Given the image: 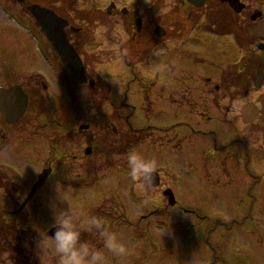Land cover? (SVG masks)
Here are the masks:
<instances>
[{
    "label": "rangeland",
    "instance_id": "1",
    "mask_svg": "<svg viewBox=\"0 0 264 264\" xmlns=\"http://www.w3.org/2000/svg\"><path fill=\"white\" fill-rule=\"evenodd\" d=\"M73 1L67 6L69 13L62 16L69 21L71 30H79L80 36L76 38L79 39L82 51L87 56L90 55L91 59H95L94 62L91 61L93 65L88 60H85V63L89 66L86 71L91 78L99 82L97 91L109 96L104 110L99 103L93 105L90 98L73 116L69 98L57 81L58 71L53 67L49 69L42 63L35 48V41L30 40L26 32L20 30L14 19L2 14L0 8V86L23 84L32 89L39 81L41 89V82L43 84L45 78L49 86L47 106L51 111L45 116V123L55 120V123L60 122L65 126L60 130L62 135L54 133L58 127L52 124L41 129L40 134L33 131L31 142L40 140L39 135L44 139L37 144L38 147L28 149L19 138H15L20 136V129L3 128L2 134H6V143L9 140L10 142L0 148V171L7 174L14 186L22 188L23 195V189L28 190L35 182L37 174L48 165L54 167L56 175L62 174L66 181L74 180L70 177L74 171L80 174V180H89L96 174L98 179L91 186L78 188L62 187L48 179L37 191L38 197L42 199L41 204L38 198L30 202L23 220L29 223L28 226H32L33 232L37 234L46 227L50 228L55 215L64 211L83 212L104 220L102 210L115 211V207H122L120 201L127 216L131 218L152 210L164 199L158 192L152 191L142 197L145 190L141 191L137 183L132 181L128 170L115 169L107 173L104 171L105 167L99 169L103 165L106 166V163L128 169L126 161L129 151H123V148H129L128 143L138 140L134 149L146 158L157 161V170L165 175H162L163 179L167 177L175 180L173 191L181 206L180 209L174 208L179 224L173 227L164 226L163 230L150 231L148 220L132 218L130 220L137 223L136 230L132 233L126 232L123 227L127 228L126 230L130 228L124 225L127 220L119 218V208L116 215L108 217V221H105L109 224V229L118 234L128 254L120 260H114L113 264L238 263L229 256L238 252V245L250 241L246 236L248 229L258 226L260 230L263 225L257 221L264 220V217L257 215L253 204L258 197L264 198V179L255 186L253 176L259 175L254 166L264 164V147L261 143L260 130L263 123L260 119L256 120V125L245 126L236 121V117H239L241 106L248 101L258 104V95L264 91V87L257 91L252 89L247 97L240 95L235 99L230 97L229 93L225 95L222 92L219 80L221 70L236 63L241 57L233 35L203 33L195 28L178 29L175 36L187 33L183 35L184 40L163 41L143 63L129 68L122 57L114 58L119 53L124 56L128 52L127 47L123 45L128 39V34L123 25L125 17L121 15V9L131 12L133 15L128 18L134 20L139 17L138 13L144 14L145 10L150 14L154 12L149 19L165 28L162 17H166L164 14L173 7L174 0ZM158 1L163 2L159 11L154 9L158 7ZM1 3L13 8L12 12L24 21L33 24L32 17L26 12L20 13L6 1ZM112 3L115 8L107 15L106 8ZM229 11L225 6L214 8V14L225 12L230 16ZM233 18L245 31L253 24L248 18L243 20L237 15ZM250 42V50L262 55L256 48L258 39H251ZM108 58L114 59L108 61ZM68 87L71 91L72 87ZM106 87L107 90L103 89ZM34 89L37 90V87ZM243 91L244 88H241L240 92ZM42 104H45L43 99ZM55 105L59 107L58 115L53 113V110L56 111ZM70 120L76 121L77 125H90L87 132L83 133L84 136L74 138L75 141L77 139V157L84 140H90L97 134L108 139L102 144H97L95 150L97 149L98 155H82L78 160L67 156L61 157L58 163H50L49 156L57 143L70 151L68 132L69 129H75H72ZM147 127L172 128L178 143L175 141L170 144L168 140L169 151L155 149L160 148V143L166 144V136L170 138L172 134L167 129L168 135H165L159 133L164 132V129L154 132ZM140 130V138L133 140L126 136L124 146L117 143L125 133ZM148 131L154 133L150 134ZM151 144L154 149H150ZM85 148L86 145L83 144L82 151ZM119 148H122L120 152ZM33 153L38 155L40 160ZM221 164L232 174L228 177L219 174L213 179V185H206L200 181L201 177L192 174L194 169H215ZM94 168L99 169V172L86 173ZM10 169L22 179L19 180ZM103 173H107L104 178ZM194 181L198 182L195 188L192 187ZM1 196L0 192V200ZM20 204L21 202H18L16 205L7 206L2 203L0 214L5 211L12 212ZM32 215L35 216L34 221L30 222ZM7 220L6 223H11L13 219L8 217ZM255 221L257 224H254ZM82 239L95 241L96 237L92 235L90 238L88 233H83ZM37 243L38 241H34L27 246L34 255L31 256L32 264L33 260H36L35 264H55L50 255L38 254ZM153 251H157L155 256ZM176 251H181L184 255L169 259Z\"/></svg>",
    "mask_w": 264,
    "mask_h": 264
},
{
    "label": "flooded vegetation",
    "instance_id": "2",
    "mask_svg": "<svg viewBox=\"0 0 264 264\" xmlns=\"http://www.w3.org/2000/svg\"><path fill=\"white\" fill-rule=\"evenodd\" d=\"M8 3L12 4L14 7L17 8V10L20 11V13H27V8L30 5L33 4H37L40 7H44L46 9L52 10L53 12H56L58 14H65V13H69V10L67 9L68 4H71V2L73 0H24L23 3L21 4H17L14 0H5ZM180 4L178 6V8H176L174 6V8L169 9V11L167 12L166 15H171L173 14V11H179L180 14L183 15H194V16H210V15H215L214 14V8H219V7H224V6H228L227 1L225 0H205L204 4H202V7L199 9H195L193 7H191L190 5H188L186 3V0H177ZM238 2H240L242 5H244L243 10L241 11V15L240 17L244 20V18H248L249 20L251 19V17L254 14H257L258 12H260L261 14L259 15V19L264 20V0H237ZM74 2V1H73ZM71 10V8H70ZM99 11V10H97ZM97 11H93L94 13H97ZM92 12V13H93ZM81 13H84V11H81ZM230 14L232 13L231 11L229 12ZM233 14V13H232ZM231 14V15H232ZM233 16V15H232ZM146 31L149 30L146 26ZM143 28V29H145ZM150 31V30H149ZM151 33V32H150ZM149 33V34H150ZM131 37V36H130ZM165 37L166 40H176L177 38H179V35L175 36V32L172 30V28H167L165 31ZM69 38H72V36L69 35ZM148 37H144L143 41H147L146 40ZM151 41L155 42L157 39L155 37H153V35L150 37ZM132 40V37H131ZM72 43H74L76 45V49L78 50V52L80 53L82 60L84 61V63L86 62L85 60H95V59H91L92 57L90 55L87 56L86 53H84L82 51L83 48H80L79 45V41H71ZM264 42V41H263ZM147 44H143L142 42L140 43H132L129 44L128 46V54L130 56H135V54H137L138 52H140L141 50H145L146 47L145 46ZM156 48V46H149L148 50H149V54L152 53V51H154V49ZM101 51V50H100ZM134 51H137V53H135ZM123 57V59L127 60V57H125V55L123 56V54L121 55ZM96 58L98 56H95ZM252 58L249 59V61H251ZM86 66V65H85ZM87 73V77L89 79H92L90 74L86 71ZM220 82H221V86H222V92L225 94L227 91V84L226 83V74H224V71L221 70L220 73V78H219ZM96 83V82H95ZM38 83H35L33 85L32 89H29L27 87H23L21 86V88L24 90V92L27 95V106H26V110L23 114V116L21 117V119L16 122L15 124H8L6 121L2 120L0 121V146L2 145V143H9L10 140L6 143V134L4 132V134H2V132L4 131L3 128L6 127V129L9 128L12 130H16V129H20V136L17 135V137L15 138H19L21 140L22 143H24V147L28 149L29 148H35L38 147L37 144L41 143L42 139V135H39V139L37 140V142H31V136H32V132L36 131L38 134L41 133V129L47 128L48 124H52L55 125L56 127H58V130H54V133H58V135H62V129L65 128V126L61 125L60 122H56L55 120L52 122H47L45 123V115L48 114V112H51L50 109L45 106L44 104L41 103V99L44 100L45 102V95H48V89L46 90H41L38 87ZM34 87H37V90L34 89ZM89 90V89H88ZM177 92V91H176ZM83 90L81 91H73V95L74 98H76L79 94H82ZM246 96L249 94L248 91L246 92ZM235 95H232V98H235L237 96V92H234ZM172 95V94H171ZM226 95V94H225ZM224 98V97H223ZM193 99V98H192ZM194 102V101H193ZM57 107V111L59 112V107ZM188 111V110H186ZM57 112V113H58ZM71 121V120H70ZM3 124V125H2ZM78 123L75 121H71V125H72V129H69V140L71 143V148L70 151L63 149L61 146H59V144L57 143L55 150L53 151V153H51V155L49 156V160L48 162L51 163V161L54 162H60V158L64 157L66 158L67 156L70 159L73 160H78L80 156H84V151H82L83 148V144L84 146L86 145V147L91 148V152L98 154L97 153V149L95 150V148L97 147V144H102L103 141L107 140L108 138H103L101 137V134H97L94 137H92L90 140H84V143L82 144V148H79V152L80 155L79 157H77V139L75 141V136H84L83 133L87 132V130L90 128V125H88L87 123L85 125H77ZM80 126H86L85 128H80ZM149 129L154 130V132H158L156 130H162L164 129V132H159V133H164L165 135H168L167 130H170V133L172 134L170 138H168V136H166V144L164 143H160L162 144L160 146V148H155L153 146V144H151V148L150 149H158L160 151H169L168 150V143L167 141L169 140L170 144L174 143L175 141L177 142V137H175V135L172 132V128H155V127H150ZM167 129V130H166ZM11 132H15L12 131ZM166 130V131H165ZM141 131V130H140ZM139 131V133H140ZM151 131H148V133H154ZM19 134V133H18ZM150 134L148 135L150 137ZM36 138V137H33ZM84 138V137H83ZM14 139V138H13ZM12 140V139H11ZM118 143H123L122 142H118ZM178 143V142H177ZM169 144V145H170ZM164 145V147H162ZM178 145V144H177ZM119 152L121 151V149L119 148L118 150ZM39 160V156L34 154ZM36 158V160H37ZM46 168H49L51 170V173L54 174V167L52 168V166L48 165L46 166ZM1 169V168H0ZM233 172V170H232ZM192 174L198 175L199 177H201V182H205L206 185H213L214 180L218 177V175L222 174L223 176H230L232 173L230 171H228V169L225 166L219 165V167L215 168V169H194ZM258 176H253L255 181H254V185L257 186L259 182H261L264 179V171L258 172ZM78 176V175H77ZM77 176L74 179V185H77ZM162 177V174L160 172V176H159V186L154 188V189H149V192L147 193V195H149L152 191H157L159 193L162 194V191H164V189H171L172 190V185H170L169 182L164 181V179H160ZM199 181V182H200ZM231 181H232V176H231ZM24 183H26V181H22ZM198 186V182L194 181L192 182V187L195 188ZM22 189V188H21ZM20 188L14 186L13 182H11L9 180V178L7 177V174H3L2 171H0V192H1V200H0V206L2 205V203L6 204L7 206H12V205H16L18 202H21L20 204V212L17 213L20 214V216L16 217L15 219H17V221H22L24 219L25 213H26V209H27V204L32 201L27 202L25 205L24 204V199L26 197V191L27 189H23L24 190V195H23V191ZM162 203V208L165 209V211H163L162 214L158 215L159 209H162L161 207L158 209H153L152 212L143 215L141 220H154V223H159L162 224V226H172L173 225H177L178 223V219H176V212L175 209L176 207H178L179 209L181 208L180 205H178L177 201L175 202L174 205L169 206L168 204H166V201L161 200ZM178 205V206H177ZM254 208L255 211L257 213V215H261L264 217V198L258 197L256 199V201L254 202ZM39 207V206H38ZM37 207V208H38ZM121 208L120 212L118 215H123L124 210L122 207L117 206L115 207V211H110L109 209H106V211L102 210V215L104 220L107 219L108 217H111L113 215H116L115 213H117V210ZM12 212L9 211H5L3 214H0V224H7L6 220H5V216L9 217L10 214ZM109 213V214H108ZM106 214V215H105ZM158 215V216H156ZM16 216V215H14ZM119 216V217H120ZM5 221V222H4ZM258 223L263 224L261 226V229L259 230L258 226L253 227L252 229H248L247 232L248 234H246L247 237H249L250 241H246L245 243H242L238 246L239 250H237L238 252L233 253L231 256V259H236L238 261V263H234V264H264V220H258ZM257 222L255 221L254 224H257ZM90 238L92 237L91 234ZM254 237H255V241H254ZM13 239V237L7 234H0V240L3 241V243H0V264H19L18 262L21 259V254L17 253L15 255H13L12 253V248H8L10 246V241ZM181 251H176L174 252L173 256L177 259L178 256H183L184 253H180ZM222 264H228V263H222Z\"/></svg>",
    "mask_w": 264,
    "mask_h": 264
},
{
    "label": "clouds",
    "instance_id": "3",
    "mask_svg": "<svg viewBox=\"0 0 264 264\" xmlns=\"http://www.w3.org/2000/svg\"><path fill=\"white\" fill-rule=\"evenodd\" d=\"M127 168L130 178L141 191L150 189L157 170V161L146 158L136 149L129 151ZM48 230L40 231L38 254L51 256L55 264H113L127 256V248L118 234L97 216L83 212L64 211L55 215ZM88 233L96 240L82 239Z\"/></svg>",
    "mask_w": 264,
    "mask_h": 264
},
{
    "label": "water",
    "instance_id": "4",
    "mask_svg": "<svg viewBox=\"0 0 264 264\" xmlns=\"http://www.w3.org/2000/svg\"><path fill=\"white\" fill-rule=\"evenodd\" d=\"M22 1V0H19ZM31 15L35 18L37 23L41 25L43 32L46 35L47 42L55 54V56L59 59L60 64L63 69L67 73L70 81L73 85L77 86L79 84L84 83L85 77L83 73V68L81 66V62L77 57L76 53L72 50V48L68 45L67 40H65V36L62 31V27L66 24L65 22L60 21L55 18L51 12L44 11L37 6H31L29 8ZM258 29L262 34L260 36H264V25L259 26ZM259 48H263L259 46ZM261 79V75H259V79L257 81L256 87L260 86L259 80ZM92 84L90 83V86ZM259 102L262 105V113L261 117L262 122L264 123V94L259 97ZM26 107V97L19 91L18 88H13L9 90L0 89V114L2 117L8 121L9 123L16 122L24 113ZM240 114L242 117L243 123H249L253 120V118L257 115L256 108L252 104H248L240 110ZM263 139L262 143H264V127H263ZM47 173L44 172L40 174L38 177L37 183L33 186L31 193L41 186L44 182ZM158 184L157 175L154 174L152 178V186H156ZM164 195L168 197V201L170 204L174 203V199L170 190L164 192ZM49 235L52 234L51 230L48 232Z\"/></svg>",
    "mask_w": 264,
    "mask_h": 264
},
{
    "label": "trees",
    "instance_id": "5",
    "mask_svg": "<svg viewBox=\"0 0 264 264\" xmlns=\"http://www.w3.org/2000/svg\"><path fill=\"white\" fill-rule=\"evenodd\" d=\"M134 52L137 53V51H134ZM137 54H138V53H137ZM140 55H141V54H140ZM130 57H133V56H130ZM140 58H141V56H140ZM246 70H248V68H246L245 71H246ZM229 80H230V81H233V83L236 84L237 75H235V74L233 73V75L230 76Z\"/></svg>",
    "mask_w": 264,
    "mask_h": 264
}]
</instances>
